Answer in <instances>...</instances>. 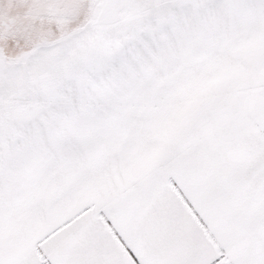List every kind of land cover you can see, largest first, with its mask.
<instances>
[{"label": "snow or ice", "instance_id": "obj_1", "mask_svg": "<svg viewBox=\"0 0 264 264\" xmlns=\"http://www.w3.org/2000/svg\"><path fill=\"white\" fill-rule=\"evenodd\" d=\"M0 264H264V0H0Z\"/></svg>", "mask_w": 264, "mask_h": 264}]
</instances>
